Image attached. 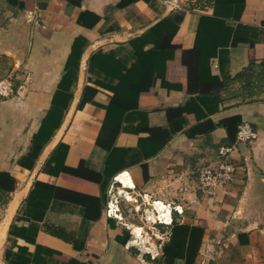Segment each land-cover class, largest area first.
I'll return each mask as SVG.
<instances>
[{"label": "crops", "instance_id": "obj_1", "mask_svg": "<svg viewBox=\"0 0 264 264\" xmlns=\"http://www.w3.org/2000/svg\"><path fill=\"white\" fill-rule=\"evenodd\" d=\"M197 5L0 0V78L32 75L14 97L0 98V264H153L126 246L124 225L108 212L116 183L129 201L135 186L149 200L181 204L176 219L205 228L193 264H264V93L248 101L232 93L239 82L224 88L249 65L262 71L264 0ZM166 18L168 26H156ZM120 87L125 102L138 92L146 115L128 113L106 149L97 141ZM54 97L58 109L67 107L62 117L61 109L50 113ZM233 116L257 138L236 146V177L212 209L197 190V171L231 145L221 122ZM82 162L101 173V184L63 169ZM184 187L191 192L181 200ZM187 198L200 204L190 207ZM161 232L166 241L169 232Z\"/></svg>", "mask_w": 264, "mask_h": 264}, {"label": "built area", "instance_id": "obj_2", "mask_svg": "<svg viewBox=\"0 0 264 264\" xmlns=\"http://www.w3.org/2000/svg\"><path fill=\"white\" fill-rule=\"evenodd\" d=\"M165 4L172 10L190 11L198 8V0H164ZM196 4V5H195ZM194 5V6H192ZM32 79L29 71H11L6 76L0 78V98L7 99L14 97ZM20 81V83L18 82ZM257 138V131L248 122L239 125L236 139L233 144L221 146L218 150V157L214 164L201 166L197 171V190L202 194V199L210 208H215L219 194L227 193L236 177L238 164L232 159V154L236 146L241 143H252ZM130 189L134 190L135 186ZM181 200L186 199L185 195L191 192L189 187L181 188ZM142 199L141 212L139 214V224H128L129 237L126 241L128 248L135 247L137 253L142 258L155 260L162 255V247L165 242V235L159 226H169L172 224L175 213L182 215L183 206L173 202L161 200H149L145 193L138 192ZM190 207L200 204L199 199H188ZM109 214L117 220H123L119 205L111 204ZM201 264H205L202 262Z\"/></svg>", "mask_w": 264, "mask_h": 264}, {"label": "trees", "instance_id": "obj_3", "mask_svg": "<svg viewBox=\"0 0 264 264\" xmlns=\"http://www.w3.org/2000/svg\"><path fill=\"white\" fill-rule=\"evenodd\" d=\"M149 1V0H147ZM201 0H198L200 2ZM220 0H214V3L219 2ZM99 19L98 15H95V19L93 20V23ZM170 20L168 18L162 20L159 22L156 26L165 27L170 24L168 23ZM172 30V29H171ZM176 30L173 29L172 33H174ZM153 38H141V40H152ZM144 41V42H145ZM77 47L74 44L73 51H72V57L75 58V68L78 69L80 57L82 54V51L79 50L77 53ZM69 66V64H68ZM137 67V66H136ZM262 71L258 72L254 69L253 65H249L247 68L236 74L233 78H231L229 81L224 83V88L229 91L232 87V84L236 81L240 83V87L233 90L234 96H241L244 100L248 101H254L257 98L256 96L260 95L261 93H264V86L261 85L260 81L264 79V61L262 62ZM67 78V76H66ZM65 80V77H64ZM120 83H123V79L120 81ZM121 86V85H120ZM123 87V84H122ZM86 90H88L90 93L94 94L96 93V90L91 87H86ZM123 91L120 89H116L114 92V96L112 97V100L110 104L107 106L106 110V117L104 121V131H106L105 136H100L98 138V144L106 149H110V147L113 145L116 136L120 131H122L123 127V120L125 116L128 113L132 112H138L139 114H145L146 112L140 111L138 109L137 104V94L136 92V98L131 102H125V95L122 93ZM125 94V93H124ZM70 95H67V98H69ZM88 98L84 96L81 99L80 108L83 107L85 101H87ZM54 107L52 108L50 113H58L61 109V114L59 117H62V113L64 109H67V107H63L58 109L55 105L57 103L56 97H54ZM60 119V118H59ZM242 123V119L240 116H233L224 119L221 124L226 128L228 133V141L232 144L237 135L238 127ZM42 148V145L39 146V149ZM63 169L67 171L68 173L77 175V176H83L87 177L89 179H92L96 182L102 183V175L100 172L90 170L88 168H85L82 164L78 168H73L69 166H64ZM14 179H10V184L8 185V190H12L14 187ZM102 195L106 196V190L102 189ZM164 230L167 229L169 232L168 239L164 242L162 247V255L157 258L156 260H150L153 261L154 264H172L175 260H184L185 264H193L196 261V258L199 254L203 237L205 234V228L201 225L197 224H188V223H182L179 220L174 217V220L171 225L164 226ZM58 236L70 240V237L66 234H57ZM125 235H127V239L129 237V231L125 230Z\"/></svg>", "mask_w": 264, "mask_h": 264}, {"label": "rangeland", "instance_id": "obj_4", "mask_svg": "<svg viewBox=\"0 0 264 264\" xmlns=\"http://www.w3.org/2000/svg\"><path fill=\"white\" fill-rule=\"evenodd\" d=\"M121 187L122 186L120 183H116L110 191V195H111V199L113 201V204L119 205L121 213L123 215V220H121L120 222H122L123 225H124V223L139 224L140 223L139 214L141 212V208L143 207L142 199L137 195V193L139 191L136 189V190H134L135 191V193H134L133 190L127 189L131 193V195L133 196V200L129 201L124 196H121L118 193V191ZM136 196H137V199H135ZM124 227H125V229H127L129 231V229L127 228V225H124ZM159 229L164 230V227L159 226Z\"/></svg>", "mask_w": 264, "mask_h": 264}, {"label": "bare ground", "instance_id": "obj_5", "mask_svg": "<svg viewBox=\"0 0 264 264\" xmlns=\"http://www.w3.org/2000/svg\"><path fill=\"white\" fill-rule=\"evenodd\" d=\"M120 176V175H119ZM125 176V175H124ZM123 176V177H124ZM121 179V178H120ZM123 179V178H122ZM127 179V178H126ZM131 179V178H130ZM122 194H124V195H127L128 196V193H126L127 191H120Z\"/></svg>", "mask_w": 264, "mask_h": 264}]
</instances>
